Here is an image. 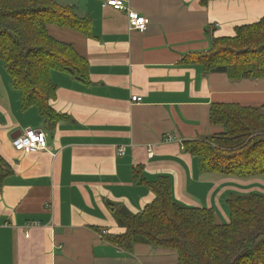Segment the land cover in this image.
<instances>
[{"label": "crops", "instance_id": "0c3cea01", "mask_svg": "<svg viewBox=\"0 0 264 264\" xmlns=\"http://www.w3.org/2000/svg\"><path fill=\"white\" fill-rule=\"evenodd\" d=\"M56 1L91 20L90 36L48 27L86 59L89 84L50 72L51 107L65 116L51 130L36 108L20 109L0 65V156L10 170L0 188V264H176L170 249L134 244L125 251L107 242L122 232L110 205L138 213L152 201L133 181L134 167L146 182L168 178L174 201L211 208L220 224L228 222L230 195L262 194L254 179L201 173L183 142L223 131L209 122L212 105L264 107V77L231 80L191 61L212 38L262 19L264 0H126L146 19L143 32L103 0ZM133 95L142 102L132 103ZM26 128L45 133V151L13 148L11 138Z\"/></svg>", "mask_w": 264, "mask_h": 264}, {"label": "trees", "instance_id": "16d2710c", "mask_svg": "<svg viewBox=\"0 0 264 264\" xmlns=\"http://www.w3.org/2000/svg\"><path fill=\"white\" fill-rule=\"evenodd\" d=\"M90 25L87 15L79 16L56 0H0V61L10 87L19 93L20 109L36 108L51 130L65 116L51 107L57 87L50 72L68 74L85 85L89 74L86 59L71 44L53 38L48 27L90 36ZM191 61L205 73H225L231 80L264 77V17L237 27L232 37L212 38L210 49ZM209 122L223 131L183 142L184 151L198 159L201 173L241 179L264 174V107L215 104ZM9 174L0 156V188ZM132 177L153 199L138 213L110 205L122 229L106 238L110 244L125 251L134 244L170 249L176 252V264H264L263 194L230 195L228 222L220 224L213 209L174 201L168 178L146 182L139 167Z\"/></svg>", "mask_w": 264, "mask_h": 264}, {"label": "built area", "instance_id": "2783aa9c", "mask_svg": "<svg viewBox=\"0 0 264 264\" xmlns=\"http://www.w3.org/2000/svg\"><path fill=\"white\" fill-rule=\"evenodd\" d=\"M103 6L112 7L115 10L124 11L127 15L128 27L130 30L143 32L147 28V21L143 16H139L136 12L131 10L126 0H103ZM132 103L142 102V98L136 95L131 96ZM11 144L17 151L26 154H34L45 151L47 148V138L45 133L40 129L26 128L18 132L11 138ZM119 155H123L121 149L118 150ZM38 224H29L28 228L37 226ZM106 232H102L104 235ZM29 234L26 233L25 237L28 238Z\"/></svg>", "mask_w": 264, "mask_h": 264}, {"label": "rangeland", "instance_id": "374dc122", "mask_svg": "<svg viewBox=\"0 0 264 264\" xmlns=\"http://www.w3.org/2000/svg\"><path fill=\"white\" fill-rule=\"evenodd\" d=\"M0 65H1V62H0ZM2 67V65H1ZM3 69V68H2ZM231 179H235L237 181H245V179H254L256 182H254L255 185L259 186V187H264V174H262L261 176H257V177H254V178H245V179H241V178H235V177H230ZM253 184V185H254ZM252 184H249V186H251ZM256 190V189H255ZM236 194V193H234ZM237 194H247L246 191H240L239 193ZM262 194L264 195V191H262Z\"/></svg>", "mask_w": 264, "mask_h": 264}]
</instances>
